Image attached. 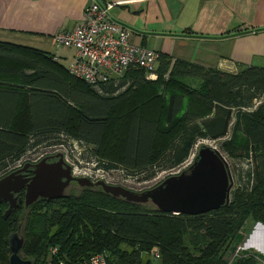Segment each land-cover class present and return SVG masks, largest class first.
<instances>
[{
	"label": "trees",
	"instance_id": "16d2710c",
	"mask_svg": "<svg viewBox=\"0 0 264 264\" xmlns=\"http://www.w3.org/2000/svg\"><path fill=\"white\" fill-rule=\"evenodd\" d=\"M50 57L0 42V78L12 73L31 86L26 105L22 86L0 83L12 102L0 119V178L18 161L45 156L58 146L69 151L74 141L90 147L92 155L85 159L92 156L105 170L110 178L105 183L119 185L154 178L156 171L180 165L193 146L209 140L218 141L217 149L230 160L233 181L243 178L244 184L231 188L226 205L196 215L163 213L99 187L38 198L26 208H12L5 218L1 203L0 264H7V237L17 225L24 229L22 258L31 264L45 259L79 264L97 253L107 264H255L251 255L229 263L223 256L246 230V221L264 224V66L230 73L159 53L154 80L136 69L115 85H99L98 91L56 65L76 90L77 106L68 109L60 127L43 130L32 118L31 91L44 83L43 62ZM52 247L56 251L48 254Z\"/></svg>",
	"mask_w": 264,
	"mask_h": 264
},
{
	"label": "crops",
	"instance_id": "0c3cea01",
	"mask_svg": "<svg viewBox=\"0 0 264 264\" xmlns=\"http://www.w3.org/2000/svg\"><path fill=\"white\" fill-rule=\"evenodd\" d=\"M92 1L0 0V42L51 56L50 63L43 62L47 64L44 83L31 91L35 94L31 97L32 118L39 129L60 127L68 109L77 106L76 90L56 66H66L73 50L55 45L53 35L71 30ZM96 1L109 5L111 18L127 29L129 43L155 51L156 58L163 53L172 60L230 73L247 66H264V0ZM2 76L5 81L0 78V83L12 82L24 90L31 87L25 79L16 81L12 73ZM5 87L0 90L1 120L12 107ZM21 94L30 105L28 91ZM28 110L30 113V107Z\"/></svg>",
	"mask_w": 264,
	"mask_h": 264
},
{
	"label": "water",
	"instance_id": "95a60500",
	"mask_svg": "<svg viewBox=\"0 0 264 264\" xmlns=\"http://www.w3.org/2000/svg\"><path fill=\"white\" fill-rule=\"evenodd\" d=\"M55 160L49 161V159ZM29 170L30 176L23 177L21 172ZM79 187H99L104 193L125 202L148 203L163 213L196 215L215 210L226 205L231 187L230 173L218 152L209 146L200 145L191 164L179 173L163 178L158 184L141 191H133L121 185L108 184L101 180L91 181L86 177H74L70 174V166L57 152L51 156L41 157L35 163H24L0 178V202L7 203L2 213L6 217L15 207L13 193L24 188L22 202L24 207L38 198L57 199L67 195L70 182ZM17 230L7 237L9 252L7 264H31L22 258L23 227L20 234Z\"/></svg>",
	"mask_w": 264,
	"mask_h": 264
},
{
	"label": "built area",
	"instance_id": "2783aa9c",
	"mask_svg": "<svg viewBox=\"0 0 264 264\" xmlns=\"http://www.w3.org/2000/svg\"><path fill=\"white\" fill-rule=\"evenodd\" d=\"M108 7V4L93 0L82 9L78 22L71 30L58 31L53 35L55 45L73 50L72 59L66 65L67 72L72 76L82 79L98 91L99 85L109 82L115 85L119 79L124 78V75L128 71L136 69L142 70L145 79L154 80L156 78L154 71L157 59L156 52L139 47L137 44L129 43L127 29L111 18ZM199 144L216 150L230 173V160L222 151L217 149L213 141L204 140ZM63 148L65 147L58 146L53 150L47 151V153L60 152L63 161L67 160L69 162L68 165L70 166V174L72 176L86 177L91 181H110L105 170L97 166L92 156L89 157L90 160L85 159L87 153L91 154L89 151L90 147L84 143L79 146L78 143L73 141L69 151ZM82 152L84 153L83 156L80 155ZM43 154L30 158L27 162L35 163L41 157H44ZM192 156L193 154L189 153L180 165L172 168L167 174H176L180 172L182 166L188 167L193 160ZM190 158L192 159L191 162ZM23 163H25V160L22 162L18 161L14 169L21 167ZM248 164L250 165L249 161ZM174 170L176 171L174 172ZM230 177V190L232 187H241L244 184L243 178L234 182L231 173ZM254 226L259 229L251 235L250 239L244 242L243 247H238L242 251L240 254L237 252L238 249L235 250L233 257L235 258L241 254L251 255L255 264H264V246H262L264 244V224L255 222ZM259 232L262 234L259 235ZM248 247L254 248V250H245ZM55 251V247L49 248L48 254H53ZM154 257H157V255L154 254ZM233 257H230L226 262L229 263ZM43 264H50L49 259H45ZM79 264L107 263L103 253H97L88 256Z\"/></svg>",
	"mask_w": 264,
	"mask_h": 264
},
{
	"label": "rangeland",
	"instance_id": "374dc122",
	"mask_svg": "<svg viewBox=\"0 0 264 264\" xmlns=\"http://www.w3.org/2000/svg\"><path fill=\"white\" fill-rule=\"evenodd\" d=\"M261 99H264V93L261 97ZM218 141H215L214 142V145L217 147V143ZM202 145V144H196V146H193L191 149H190V153L193 154L192 157H194V155L196 154V151L197 149L199 148V146ZM56 153H52V155H54ZM189 159V157H188ZM55 160V159H54ZM65 160V159H64ZM191 158H190V162H191ZM65 162L68 164L69 162L67 160H65ZM183 167V168H182ZM180 168V171L182 170H186V166H182ZM171 169L170 168H165V169H161V170H158L156 171L153 176L154 178L150 177V178H147V179H143V180H137L135 178L133 179H129V182H126V181H120L119 185L121 184V186H124L128 189H131L133 191H141V190H144V189H147L149 188L150 186H152L153 184H155L157 181L161 180L162 178H164L166 175L169 176V174H167ZM176 170H179V169H176ZM174 170V172L176 171ZM173 172V171H172ZM110 179V178H109ZM109 183V182H108ZM77 191H79V189H74V190H67V192H73V193H77ZM254 223L255 222H251L250 220L249 221H246L245 224H247L246 226V230L243 231L241 230V236L239 238V240L237 242H232L231 245L228 247V249L225 251L224 253V259L227 261L230 259V257H233L234 255V252L236 249H238V254H240L242 251L238 248L239 246H242L244 245V242L248 239L251 238V235H253L259 228L254 226ZM20 230V229H19ZM18 230V234H20V231ZM257 235V234H256ZM246 249H251V250H254V248H251V247H248V248H245ZM247 253V252H245ZM243 255H246V254H243ZM234 258V257H233Z\"/></svg>",
	"mask_w": 264,
	"mask_h": 264
},
{
	"label": "flooded vegetation",
	"instance_id": "af4514ba",
	"mask_svg": "<svg viewBox=\"0 0 264 264\" xmlns=\"http://www.w3.org/2000/svg\"><path fill=\"white\" fill-rule=\"evenodd\" d=\"M52 154H48V155H45V156H51ZM55 158L53 157L52 159H49V161H51V160H54ZM21 174H22V176L23 177H28V176H30L31 174H30V172H29V170L27 169V170H24L23 172H21ZM81 189L82 187H79V186H77L76 185V183L75 182H70L69 183V185H68V187H67V189H66V191L67 190H74V189ZM68 193V192H67ZM23 194H24V188H21V189H19L17 192H15V193H13V196H15V201H14V203L16 204L15 205V207H17V206H21L22 205V207H24L23 206V204H22V202H19V203H17V199H20L21 201H22V198H23ZM4 204L5 205V208L7 207V203H5V202H3V201H1L0 202V204ZM15 207H13V208H15ZM24 208H26V207H24ZM5 210V209H4ZM10 212V211H9ZM8 212V213H9ZM3 213V212H2ZM8 215V214H7ZM6 215V216H7ZM25 217V216H24ZM3 218H5V217H3ZM23 227V226H22ZM20 225H19V227H18V230L19 229H21L22 228ZM20 231V230H19Z\"/></svg>",
	"mask_w": 264,
	"mask_h": 264
},
{
	"label": "bare ground",
	"instance_id": "6f19581e",
	"mask_svg": "<svg viewBox=\"0 0 264 264\" xmlns=\"http://www.w3.org/2000/svg\"><path fill=\"white\" fill-rule=\"evenodd\" d=\"M13 169H14V168H13ZM13 169H12V170H13Z\"/></svg>",
	"mask_w": 264,
	"mask_h": 264
}]
</instances>
